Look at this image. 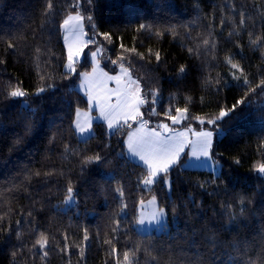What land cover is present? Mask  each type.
Returning <instances> with one entry per match:
<instances>
[{"label": "trees", "instance_id": "obj_1", "mask_svg": "<svg viewBox=\"0 0 264 264\" xmlns=\"http://www.w3.org/2000/svg\"><path fill=\"white\" fill-rule=\"evenodd\" d=\"M48 3L0 0V264H124L126 252L132 264H264V0ZM75 11L95 43L71 72L62 24ZM97 47L107 71L127 65L140 81L147 125L187 108L184 126L222 132L220 174L183 167V156L170 194L163 180L146 188L149 170L126 147L136 123L109 133L99 121L93 138L79 137L76 111L89 100L77 85ZM16 89L27 95L11 97ZM69 188L77 205L63 209ZM153 195L170 230L142 233L138 206Z\"/></svg>", "mask_w": 264, "mask_h": 264}, {"label": "snow or ice", "instance_id": "obj_2", "mask_svg": "<svg viewBox=\"0 0 264 264\" xmlns=\"http://www.w3.org/2000/svg\"><path fill=\"white\" fill-rule=\"evenodd\" d=\"M89 3H91V0H88ZM78 6V5H77ZM52 10V4L51 0H49V3L46 5V11L51 12ZM262 18H264V14H262ZM85 19V17L79 13H77L75 16H69L67 19L64 20L63 22V27L68 30L69 26H71V35L74 38V40H79V37L83 34L79 29L81 22ZM89 22H92V17L88 16L87 17ZM72 21H75V24H72ZM241 23H244L243 18L241 19ZM93 27L95 25L93 24ZM141 27H145L144 25H141ZM100 35H103L105 39L109 37L110 34L108 33H100ZM65 39H68L67 36L64 37ZM90 43H95V40L93 38H89L88 41H86L82 47L78 46L75 51H73L71 48H69L68 51V64L66 67L71 71L75 72V63L78 57H80L83 52L84 48H87ZM207 43V41H205ZM254 45L257 43V41L252 42ZM12 47V45H9ZM121 47H123L121 45ZM90 55L92 57H95L97 55L96 52H90ZM156 60H160V54L156 53ZM229 63H231V60L229 59ZM232 69H237L239 68V65L237 64H232L231 65ZM241 71V76L244 77L243 83L245 85H248L249 82L247 80V76L243 73V69H240ZM180 72H184V68L182 67L180 69ZM103 75L107 76L106 73H102ZM83 75L87 76V73H84ZM235 79L240 80L241 77L239 76H234ZM110 80H115L119 82L118 77H108ZM261 85H264V80H261ZM52 87V86H49ZM47 91L45 88L38 89L37 95L40 93H44ZM113 94L116 97V102L114 104L109 103L108 107L105 108L104 105L99 106V112L98 116L96 119L103 121H107V128L112 129L113 131L117 130L121 123L124 125H129V121L136 122V121H141L143 117V113L139 111V108L141 105L144 104H149L150 101L142 98V97H135L131 98L129 94L127 93H121L119 88L114 90ZM11 97H25L27 94L20 90L16 89L12 92L9 93ZM108 101H111V96L107 97ZM25 105L31 109L30 105H27V102H24ZM245 104V100L241 99L238 100L236 104L232 106L231 109H228L227 111L221 110L220 117L219 119H223L224 117L229 116V114L235 110V108L238 105ZM119 110H123V115L121 119L115 120V123H113L114 120V113H116ZM177 113L181 114V118H187L186 114L188 112L187 108L184 109H175ZM167 115V113H166ZM178 118L177 116H169V119L172 121L173 124H179L182 122V119ZM148 121H143L141 124V127L146 125ZM203 123V121H201ZM209 123L215 124L216 121H209ZM162 128H164L166 131L171 132L172 130L169 128L168 124H162ZM78 131L81 134L85 133H90L91 132V122L88 123V127L85 128L82 125H77ZM160 133H157L155 129L150 130V135L149 136H139L136 133H133L132 135L129 136L128 138V144H127V149L130 154H133L137 156L142 162L149 163V161L146 159L144 153L148 152L152 156V161L150 162L149 166V175L148 178H146L143 183L145 185H151L153 183H156L158 180H163L166 186L170 185V181L165 179L170 172V169L177 165L178 162L181 159V154L184 152V148L186 147L185 141L179 139L180 136H183V133H180L177 135L176 138H173L171 136H165L163 139L160 138ZM197 140L195 142L188 141V144H191V158H195L197 160H200L201 158H206L205 163L211 162L213 165L216 164V161L212 159V132H201V133H196ZM88 138H93L89 136ZM101 159L100 156H96L95 160L99 161ZM92 162L91 158L88 161H85V163H90ZM185 167L190 166V165H183ZM258 171L260 173H264V164L260 165L258 168ZM35 175H39V173H35ZM69 192V197L68 199L71 200L73 197L71 195L72 189H68ZM165 215V209L160 208L156 211H153L152 213L149 214V222L152 221H159L162 217ZM145 222V218L143 215L141 218L138 220V223L143 224ZM85 240H87V235H85ZM38 244L41 245V247L46 246L47 240L43 241H37ZM115 251V250H113ZM264 251V249H262ZM47 253H45L46 255ZM81 255L83 253L81 252ZM123 259H124V264H132V259L129 256V253H124L123 254ZM247 264H257L256 261L249 260L247 261Z\"/></svg>", "mask_w": 264, "mask_h": 264}, {"label": "rangeland", "instance_id": "obj_3", "mask_svg": "<svg viewBox=\"0 0 264 264\" xmlns=\"http://www.w3.org/2000/svg\"><path fill=\"white\" fill-rule=\"evenodd\" d=\"M77 13L81 14L78 11L71 12L65 19H67L69 16H75ZM75 23H76L75 21H72V24H75ZM79 30L83 34L79 37V40H74V38L71 35V26H69V29L66 30L62 24L63 41H64L65 46L67 48V52L69 51V48H71L73 51H75L78 46L82 47L83 44L89 40L87 32H86L84 20L81 22ZM65 36H67L68 39H65L64 38ZM86 50H87V48H84L83 54L77 58L76 63L74 65L75 70L77 69V63L84 60ZM90 52H96L97 55L95 57H92L90 55ZM101 53H102L101 47H97V48L89 51V53H88L89 59L93 63L92 68H91V70L85 71L81 74V79L77 85V88L80 91H82L87 96V98L89 100V107L77 109L76 115H75L74 124H75L76 131H77V133L81 139H85V138H87V137H89L95 133L94 124H95V122L101 121L99 119H96V117L98 116V112H99V106L104 105L105 108H107L109 103L114 104L116 102V97L113 94V92L117 88H119L121 93L129 94L131 98H135V97L144 98L142 85H141L140 81L133 74L131 68L127 65H121L117 72H109L102 66V64L100 62L99 56L101 55ZM67 64H68V60H67L66 65ZM66 69L69 70L67 67H66ZM84 73H87V76L83 75ZM102 73H106L107 76L103 75ZM113 76L118 77L119 82H117L115 80L108 79V77H113ZM109 96H111V101L107 100V97H109ZM142 106L143 105H141L139 108V111L141 113H142ZM113 115H114L113 123H115V120L121 119V117L123 115V110H119L116 113H114ZM174 116L181 118L180 113H177ZM181 119H182V122L179 124H173L171 120H170V122L162 123V124H165V123L168 124L169 128L172 130L171 132H168L164 128H162L161 127L162 124L159 126V128L151 127L147 124L144 125L143 127H141V124L144 121V117H142L141 121H136V122L129 121V124L130 123H136V125L134 127H132V129H130V131L127 134L126 147L128 144V138L133 133H136L139 136H149L150 130L155 129L157 133L161 134L160 135L161 139H163L165 136H171L173 138H176L178 134L183 133V136H180L179 139L185 141L186 147L184 148V152L181 154V158L183 156H185V158L181 161V165L183 166V165L187 164V165H190V166H187V168L207 169V170L213 171L215 174H220L221 170H222V162L214 156L213 148H214V142H215L216 138L218 136H220L222 134V132L219 130L213 129L211 127L210 128L197 129L194 126H184L183 121L185 118H181ZM89 122H91V132L85 133V134L79 133L77 125L79 124V125H82L85 128H87ZM103 122L107 125V121H103ZM211 124H213V123H211ZM121 125H124V124L121 123ZM108 131H109V133L113 132L112 129H108ZM201 132H212L213 133L211 153H212V159L216 161L215 165H213L211 162L205 163L206 158H201L200 160H197L195 158H191V147L192 146H191V144H188L187 142L188 141L195 142L197 140L196 133H201ZM127 153H128L130 158H132L133 160H135L139 163H142L149 170L150 162L152 161V156L148 152H145L144 155H145L146 159L149 161V163L142 162L137 156L130 154L128 152V149H127ZM183 167H185V166H183ZM258 173L264 175V173H260L259 171H258ZM148 175H149V173H148ZM148 175L146 178H148ZM165 179L170 181V185L166 186L167 190L170 194L171 190H172V179L170 176H167ZM153 184L145 185L143 183V186L146 188H149ZM71 195L73 197L71 200L68 199L69 195H67V197L65 198V200L62 204L63 209H69V208L77 205V199H76V196L73 192V189H72ZM160 208L165 209L163 206L160 205V201H159L157 196L153 195V196H150L148 198L142 199L141 202L139 203V206H138V218H137V221L135 223L136 229L142 233L154 232V231H156V232L169 231L170 225H169L168 213H167L166 209H165L164 217H162L158 222L157 221L149 222V219H150L149 214L152 213L153 211L160 209ZM142 215L145 218V222L143 224H140V223H138V220L141 218Z\"/></svg>", "mask_w": 264, "mask_h": 264}, {"label": "crops", "instance_id": "obj_4", "mask_svg": "<svg viewBox=\"0 0 264 264\" xmlns=\"http://www.w3.org/2000/svg\"><path fill=\"white\" fill-rule=\"evenodd\" d=\"M157 128H159V127H157Z\"/></svg>", "mask_w": 264, "mask_h": 264}]
</instances>
